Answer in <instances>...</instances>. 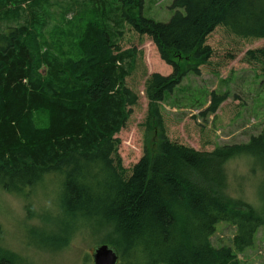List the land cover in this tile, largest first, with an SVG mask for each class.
I'll list each match as a JSON object with an SVG mask.
<instances>
[{"label": "trees", "instance_id": "trees-1", "mask_svg": "<svg viewBox=\"0 0 264 264\" xmlns=\"http://www.w3.org/2000/svg\"><path fill=\"white\" fill-rule=\"evenodd\" d=\"M137 1L138 16L126 14L120 23L147 37L173 69L168 77L153 74L147 80L146 94L154 101L171 94L188 71L199 73L196 66L179 73L171 58L191 55L205 65L212 54L206 40L216 28L264 40V0H173L166 23L141 16L142 0ZM6 4L0 6L3 20ZM105 25L89 24L78 60L41 54L26 39L29 25L0 31L1 188L31 190L44 176L62 175L63 217L112 227L123 254L110 246L120 259L130 255L132 264H238L233 250L252 245L264 218L226 194L224 165L249 155L264 168V124L248 142L212 151L165 140L152 161L144 156L125 174L116 163L115 135L138 101L124 82L125 62L132 65L136 49L112 46ZM245 57L258 58L264 75L263 49ZM225 100L213 92L202 116L215 115ZM39 112L46 113L45 125L36 119ZM220 223L235 226L233 247L212 245ZM0 264L13 263L0 254Z\"/></svg>", "mask_w": 264, "mask_h": 264}, {"label": "rangeland", "instance_id": "rangeland-1", "mask_svg": "<svg viewBox=\"0 0 264 264\" xmlns=\"http://www.w3.org/2000/svg\"><path fill=\"white\" fill-rule=\"evenodd\" d=\"M0 0V6L2 2ZM173 0H142L140 15L166 23L172 16ZM138 1L126 6L120 0H7L0 18V31L9 26L29 25L27 41L41 54L48 51L62 60L83 56L85 31L89 24L110 28L109 43L123 51L135 48L132 65L125 62V85L138 96L126 125L115 135L117 165L129 175L144 156L150 161L156 146L168 140L196 150L212 151L217 146L246 143L259 134L264 124V75L258 58L246 59L250 50L263 49L264 40L242 39L225 27L216 28L206 40L212 54L205 65L199 60L171 58L179 73L191 66L171 94L154 101L146 94L147 80L153 74L168 77L172 65L164 62L155 45L136 34L125 22L127 15L138 16ZM101 7L104 9L102 11ZM1 17V16H0ZM86 40V41H85ZM86 46V44H85ZM254 59V60H252ZM224 94L215 115H204L211 94ZM36 119L45 125L46 113ZM226 194L250 206L264 218V168L249 155L237 156L224 165ZM63 176H44L31 190L5 191L0 186V254L13 264H93L92 253L99 245H114L123 254L119 236L110 226L93 220L63 217ZM236 229L220 223L211 237L214 247H233ZM238 264H264V225L243 252L233 250ZM119 264H132V257L121 256Z\"/></svg>", "mask_w": 264, "mask_h": 264}, {"label": "water", "instance_id": "water-1", "mask_svg": "<svg viewBox=\"0 0 264 264\" xmlns=\"http://www.w3.org/2000/svg\"><path fill=\"white\" fill-rule=\"evenodd\" d=\"M119 254L115 247L110 245H99L92 253L93 264H118Z\"/></svg>", "mask_w": 264, "mask_h": 264}]
</instances>
